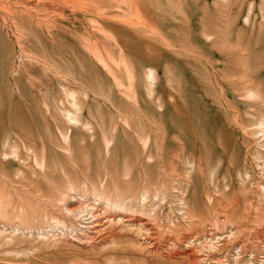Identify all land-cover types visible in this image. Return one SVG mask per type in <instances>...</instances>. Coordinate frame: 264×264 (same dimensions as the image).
<instances>
[{
	"label": "rangeland",
	"instance_id": "1",
	"mask_svg": "<svg viewBox=\"0 0 264 264\" xmlns=\"http://www.w3.org/2000/svg\"><path fill=\"white\" fill-rule=\"evenodd\" d=\"M191 254L264 264V0H0V264Z\"/></svg>",
	"mask_w": 264,
	"mask_h": 264
},
{
	"label": "bare ground",
	"instance_id": "2",
	"mask_svg": "<svg viewBox=\"0 0 264 264\" xmlns=\"http://www.w3.org/2000/svg\"><path fill=\"white\" fill-rule=\"evenodd\" d=\"M241 180V179H240ZM123 204V203H122ZM261 229V228H260ZM175 239V238H174ZM189 242L187 243V245L189 246ZM197 245V244H196ZM187 246V247H188ZM182 251V250H181ZM187 255V254H186ZM188 257V256H187ZM194 255L193 254H191V256H190V258H189V261H190V264H194L195 263V260H194ZM188 260V259H187Z\"/></svg>",
	"mask_w": 264,
	"mask_h": 264
}]
</instances>
